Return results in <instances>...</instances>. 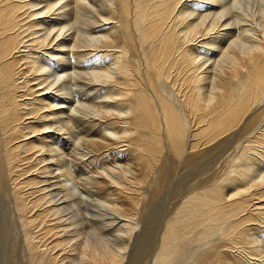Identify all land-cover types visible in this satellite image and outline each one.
I'll use <instances>...</instances> for the list:
<instances>
[{
  "label": "bare ground",
  "instance_id": "bare-ground-1",
  "mask_svg": "<svg viewBox=\"0 0 264 264\" xmlns=\"http://www.w3.org/2000/svg\"><path fill=\"white\" fill-rule=\"evenodd\" d=\"M0 188V261L264 264V0H0Z\"/></svg>",
  "mask_w": 264,
  "mask_h": 264
},
{
  "label": "rangeland",
  "instance_id": "rangeland-1",
  "mask_svg": "<svg viewBox=\"0 0 264 264\" xmlns=\"http://www.w3.org/2000/svg\"><path fill=\"white\" fill-rule=\"evenodd\" d=\"M253 1V0H252ZM254 1H257V0H254ZM244 1H239V3H238V5H236L235 7H234V10H236L235 8L237 7L238 9L236 10V13H238V10L240 9V7H242V8H245V5H246V1L243 3ZM244 6V7H243ZM234 14H235V11H234ZM239 14V13H238ZM226 157V156H225ZM223 160H221L219 163H217V166L222 162ZM212 166H210V168H211ZM191 170L192 169H185V170H183V172H184V175L185 174H187V173H189V172H191ZM207 170V169H206ZM205 170V171H206ZM195 171H199L198 169H195ZM187 187V186H186ZM5 193H6V190H5V188L3 189H1L0 188V202L3 204V206L5 207H7V199H6V195H5ZM82 195H84V197L86 198V199H88L90 202H92L93 203V201L94 200H96L97 201V196H95V195H91V194H89V193H82ZM95 196V197H94ZM91 200H93V201H91ZM100 199H98V201H99ZM101 201V200H100ZM5 209H7V208H5ZM95 219V218H94ZM10 220V218H6V221H7V224L5 225V227H6V235H5V243L7 242V246L5 247L6 248V251H5V254H6V258H3V260H1L0 261V264H27V263H25L26 262V260L24 259V257H22V256H24V254H22V252H21V250H20V244L18 243V241L19 240H21L20 238H16V225L13 223V222H10L9 221ZM95 220H97V221H100V219H95ZM105 222V221H104ZM109 221H107L106 222V224H109L108 223ZM100 227H101V225H99ZM263 229V231H264V228H262ZM258 234L256 233V236H257ZM7 236V237H6ZM259 236V237H258ZM257 236V238L259 239V241L260 240H262V244L264 245V233H263V235L262 234H259ZM17 239H19V240H17ZM15 240H17V241H15ZM20 242V241H19ZM48 242H46V244H47ZM19 244V245H18ZM17 249V250H16ZM20 251V252H19ZM25 260V261H24ZM24 261V262H23ZM66 261V260H65ZM249 263V262H248ZM250 264V263H249Z\"/></svg>",
  "mask_w": 264,
  "mask_h": 264
}]
</instances>
